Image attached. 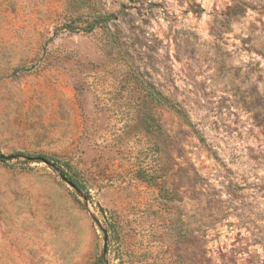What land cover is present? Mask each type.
Instances as JSON below:
<instances>
[{
	"label": "rangeland",
	"instance_id": "1",
	"mask_svg": "<svg viewBox=\"0 0 264 264\" xmlns=\"http://www.w3.org/2000/svg\"><path fill=\"white\" fill-rule=\"evenodd\" d=\"M0 154V264H264V0H0Z\"/></svg>",
	"mask_w": 264,
	"mask_h": 264
},
{
	"label": "trees",
	"instance_id": "2",
	"mask_svg": "<svg viewBox=\"0 0 264 264\" xmlns=\"http://www.w3.org/2000/svg\"><path fill=\"white\" fill-rule=\"evenodd\" d=\"M109 22V19L106 17H99L97 19H94L88 23H86V27H76L75 24L70 23L68 25H65L61 27V30L69 32V33H80V32H86V33H93L97 28H104L106 27L107 23ZM153 93L154 98L158 101L160 104H165L166 100L159 94ZM70 182L75 186L76 190L79 191V186L77 185L76 182L73 180H70Z\"/></svg>",
	"mask_w": 264,
	"mask_h": 264
},
{
	"label": "water",
	"instance_id": "3",
	"mask_svg": "<svg viewBox=\"0 0 264 264\" xmlns=\"http://www.w3.org/2000/svg\"><path fill=\"white\" fill-rule=\"evenodd\" d=\"M14 159H16V156H5V155H3V154H0V161H12V160H14ZM27 160H34V159H30V158H27ZM38 161H40V162H44V163H46V164H50L46 159H37ZM61 179L65 182V183H67L71 188H73L74 190H76V188H75V186L70 182V181H68L65 177H63V176H61Z\"/></svg>",
	"mask_w": 264,
	"mask_h": 264
}]
</instances>
